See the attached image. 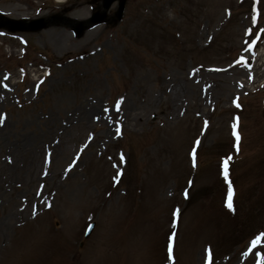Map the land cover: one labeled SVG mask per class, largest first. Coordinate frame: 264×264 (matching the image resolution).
Returning <instances> with one entry per match:
<instances>
[{
    "label": "rangeland",
    "instance_id": "rangeland-1",
    "mask_svg": "<svg viewBox=\"0 0 264 264\" xmlns=\"http://www.w3.org/2000/svg\"><path fill=\"white\" fill-rule=\"evenodd\" d=\"M101 4L0 0V264H264V0Z\"/></svg>",
    "mask_w": 264,
    "mask_h": 264
},
{
    "label": "bare ground",
    "instance_id": "bare-ground-1",
    "mask_svg": "<svg viewBox=\"0 0 264 264\" xmlns=\"http://www.w3.org/2000/svg\"><path fill=\"white\" fill-rule=\"evenodd\" d=\"M85 3H79L77 4L75 7H73V10H76L75 12H78L79 14L81 12H85V11H81L82 7L84 6ZM4 10L6 9H10L8 12H14L15 10H21L20 8H17V7H10V8H3ZM3 12V11H2ZM19 15H27L26 13H19ZM53 30V34H56L57 36L60 37V34H61V30L59 31V28L57 27H54V28H51ZM50 29V31H51ZM2 79V77H0V80ZM164 81H168L167 78L164 77ZM7 85V82H5L3 79L0 81V87H1V91L4 89L5 85ZM181 87L178 85V83H174L173 84V87L170 88L169 87V90H168V95L163 97L161 96L160 97H157V100L158 102H161V101H166V110L168 111L169 114H172L173 111H175V107L178 106V102H179V96H181V93H180V89ZM129 105H127V102L125 103V105L122 107L123 109V115L125 118L128 119V116H129V119H132L134 122H138L141 117H138V114L136 112V109L134 110L132 107H128ZM130 108V112H129V115L127 113V109ZM94 110H98V106L95 105V104H89L88 102L86 101H82L79 103V105L76 107L75 109V112H74V116H76V118L78 119V123H82V124H85L87 126H89L88 124H90V122L88 121V118L89 116L92 117L93 119L96 118L98 119L99 117L100 118H103L104 120H106L108 118V116L106 114H100ZM93 111L95 112L93 114ZM93 114V115H92ZM97 114V115H96ZM95 119V120H96ZM110 127L105 130L106 131V134L105 136L107 138H110L109 135H110ZM112 130V129H111ZM0 136H1V133H0ZM63 152V148L59 147L58 148V151H56L55 153H57L58 155H60L61 153ZM26 159L28 161H31L33 158L31 156H27Z\"/></svg>",
    "mask_w": 264,
    "mask_h": 264
},
{
    "label": "snow or ice",
    "instance_id": "snow-or-ice-1",
    "mask_svg": "<svg viewBox=\"0 0 264 264\" xmlns=\"http://www.w3.org/2000/svg\"><path fill=\"white\" fill-rule=\"evenodd\" d=\"M233 135L236 137L237 142H238L240 137L235 131V125L233 126ZM228 159H231V157H229ZM223 175H224L225 180H227L228 179L227 160L224 161V173H223ZM232 195H233V191H232L231 185L229 184L227 207L230 209L232 208V203H231ZM259 239H260V237H257L255 240H253L252 241L253 245H255L259 241Z\"/></svg>",
    "mask_w": 264,
    "mask_h": 264
},
{
    "label": "water",
    "instance_id": "water-1",
    "mask_svg": "<svg viewBox=\"0 0 264 264\" xmlns=\"http://www.w3.org/2000/svg\"><path fill=\"white\" fill-rule=\"evenodd\" d=\"M94 21V20H93ZM80 31V30H79Z\"/></svg>",
    "mask_w": 264,
    "mask_h": 264
}]
</instances>
